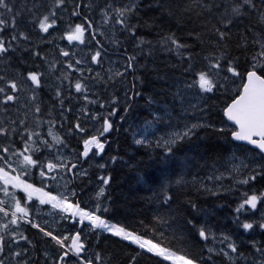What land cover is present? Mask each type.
Masks as SVG:
<instances>
[{
  "label": "snow or ice",
  "instance_id": "snow-or-ice-1",
  "mask_svg": "<svg viewBox=\"0 0 264 264\" xmlns=\"http://www.w3.org/2000/svg\"><path fill=\"white\" fill-rule=\"evenodd\" d=\"M147 6L152 7L151 4ZM141 7L142 0H104L102 6L93 0H73L70 15L80 22L68 23L61 38L88 47L85 41L87 33L98 47L95 51L89 47L86 58H75V53L60 48L59 56L63 58L66 69H58L57 64L61 62L56 59L49 61L39 46L33 45L32 34L52 36L58 22L63 20V13L69 11L68 0H20L19 6L13 0H0V63L6 65L0 71V112L5 114L0 118V264H36V258L31 253L36 251L37 242L20 230L22 222L38 229L45 242L52 246L40 253L44 264H105L101 252L88 254L85 228L93 234L99 229L131 241L147 253L162 258L161 264H209L213 255L222 257L224 264H264V240L252 238L245 247L242 237L238 240L231 234H217L207 223L197 224L194 219H188L187 225L205 242L208 256L205 259L203 254L190 250L183 230L177 232L170 223L172 188H183L189 183L181 173H169L160 180L158 202L163 211L154 216L153 225H145L151 236L138 234L126 225L111 223L104 218L103 213L109 211V206L101 199L105 194L104 187H99L95 192L93 207L82 204L79 197L86 194L83 190L79 193L67 187L55 193L52 190L53 185L69 173L73 176L87 175L86 171L78 170L79 156L90 158V152L97 156L105 149L106 141L101 137L113 129L109 117L117 113L115 105L119 104V98L112 94L110 100L105 99L99 90L94 89L102 85L103 91H107L109 85H114L117 80L125 81L130 74H133L134 81L139 79L134 75L138 55H143L146 48L150 56L157 46L166 52H174L181 64L187 65L183 68L185 80L182 87H177L173 94V101H179L183 114L187 115L188 108L199 107V104H192L189 100L188 108H183L189 94L202 100L209 94L221 92L226 97L222 108L227 118L224 123L232 140L247 142L259 149V153L248 162H245L247 157L241 159L233 152L232 159L239 160V163L232 164L228 176L239 186L264 180V0H184L183 3L174 0L168 5L164 0H159L156 7L169 17H187L191 21L194 15L199 21L200 30L193 29L187 33L201 46L202 51L197 56L203 64L199 68L194 63L193 44L182 40L175 31L162 32L155 43L136 35L140 26ZM95 16H99V19H95ZM246 19L255 21L260 30L257 31L253 23L245 25ZM133 20L137 22L133 23ZM21 22L29 28H22ZM241 25L242 28L239 27ZM106 28L112 30L113 37L117 29L134 37L137 51L129 53L125 49L121 68L113 69L110 66L95 71L91 65L102 66L107 55L97 39L98 36H106ZM234 28L237 29L235 48L245 51L252 48V54L245 58L243 67L239 57L232 55ZM46 42L52 44L53 40ZM111 42L119 45V41L114 38ZM25 44L27 47H22ZM17 52L21 53V57L30 52L33 58L47 64L52 75L60 72V75L55 76L58 83L54 87L53 103L47 112L38 102L37 94L42 87L44 73L39 70V65H34L26 72L14 68L12 54ZM20 63L25 64L26 61L21 58ZM74 73L79 75L74 76ZM73 99L85 103L74 109L71 104ZM154 102L149 97V106ZM89 105H98L101 110L108 107L110 110L107 115H102L100 111H90ZM13 108L17 113L14 118L10 114ZM70 116L74 118L72 122L69 121ZM150 116L151 119H145L140 138L135 139V143L162 149L161 163L165 165L164 172H169L168 165L176 159L183 144L205 125L197 121L169 127L172 112L167 110H153ZM120 119L124 120L125 117L121 116ZM89 120L101 121L93 134H89L85 126ZM65 122L70 125L67 135H77L82 139L83 151L75 159L70 152L65 154L64 150L68 148L66 137L56 130L58 124L63 128ZM160 126L164 130H159ZM225 130L219 129L220 132ZM133 135L135 137L136 134ZM150 135L155 137L154 142L149 138ZM93 148L96 151L93 152ZM111 159L115 161L117 157ZM99 167L103 169L105 164H99ZM37 175L39 184L35 182ZM222 176H209L208 179L219 180ZM100 180L103 185H108L110 176H102ZM193 182H196L195 178ZM200 187L212 192L202 182ZM37 201L40 205H51L53 209H58L62 220L71 221L70 228L74 231L58 233L35 222L32 209ZM188 204L193 210L197 208L191 200ZM234 213V222L243 233L254 234L257 230L264 233V189H250L241 193ZM85 221L88 223L85 224ZM21 241L26 246L21 245ZM135 259L133 256L132 260Z\"/></svg>",
  "mask_w": 264,
  "mask_h": 264
},
{
  "label": "trees",
  "instance_id": "trees-1",
  "mask_svg": "<svg viewBox=\"0 0 264 264\" xmlns=\"http://www.w3.org/2000/svg\"><path fill=\"white\" fill-rule=\"evenodd\" d=\"M173 2L174 0H164L166 5ZM178 2L183 3L184 0H178ZM157 3L159 0H142L140 26L136 35L155 43L162 32L175 31L182 40L193 44L194 63L197 68L201 67L203 61L197 56V53L202 51L201 46L187 35L188 31L193 29L200 30L199 21L194 15L191 21L187 17L183 19L169 17L156 7ZM149 4L152 7H148ZM71 8L72 5H68L67 20L58 22L57 29L65 30L68 23L80 22L78 19L74 21L73 17L70 19ZM145 21L148 23L145 24ZM136 22L133 20V23ZM249 23H253L257 31L260 30L259 26L255 25V21L247 19L244 21L245 25ZM21 27L29 28L24 22H21ZM239 27L242 28L243 26ZM236 31L237 29L234 28L232 55L239 57V62L243 67L245 58L252 54V48L249 47L247 51L235 48ZM51 38L54 37L51 36ZM34 39L33 45H38L39 50L48 56L49 61L60 59L59 51L53 44H43L37 35H34ZM126 40L128 43L125 42ZM119 43L122 52L125 49L129 53L137 51L134 47L137 40L127 33L121 32ZM22 47H27V45H22ZM12 57V63H20L21 58L26 63H43V61L33 58L30 52L24 53L22 57L20 52L13 53ZM186 66V64H181L174 52H166L158 46L150 56L147 54L146 48L143 55H138V65L134 75L139 79L134 81L133 74L130 77L131 83H135V88L132 89L131 87V89L134 93H139V95L133 93V101L130 104L135 116L129 110L127 124L119 128L117 136H111L109 145L104 150V154L108 158L104 175L110 176V180L104 197L109 206V211L103 215L111 223H120L126 225L129 230H135L138 234L151 236L150 230L145 228V225H153L154 216L159 211H163L158 202V196L161 192L160 180L169 173H181L189 183L183 188L176 186L172 188L171 228L177 232L183 230L190 250L197 254H203L206 259L208 253L205 242L200 240L195 230L187 225V220L194 219L197 224L207 223L217 234L224 232L234 235L238 240L242 237L245 247L247 241L252 238L264 240V233L257 230L254 234H245L237 228L234 222V209L239 203L241 193L250 191V189H264V180H257L255 184L239 186L228 176V170L232 164L239 163V160L234 161L232 159L231 154L233 152L241 159L247 157L245 162L250 161L259 152L232 140L224 123L226 118L222 108L226 97L221 92L209 94L202 100L189 94L185 99L183 108H188L189 100L192 104H199V107L197 109L188 108L186 116L183 114L179 101H173V94L177 87H182V82L185 80L183 68ZM17 67L22 68L19 65L14 68ZM39 70L41 71L42 68L39 67ZM51 95L52 93L48 94L47 98L53 103ZM149 97L155 101L151 106L147 103ZM153 110L172 112V123L169 127L182 126L186 122L197 121L205 125L197 129L196 135L190 141L183 144L177 152L176 159L168 165L169 172H164L165 165L161 163L162 149L135 143V139L140 138V129L143 127L145 119H151L150 113ZM70 121L72 122V118ZM221 128L226 130L220 132L219 129ZM159 130H164L163 126H160ZM134 133L136 134L135 137ZM149 138L154 142V136L150 135ZM113 156L117 157L115 161L111 159ZM257 160H259L258 156ZM221 174L223 176L219 180L208 179L209 176H221ZM193 178H195V183ZM88 180L89 178L83 179L85 186L88 185ZM201 182L216 194L213 195L212 192L205 191L200 187ZM189 200L197 205L195 210L189 206ZM29 230L34 235L36 234L35 231ZM210 245L211 241H209L208 246ZM88 248L92 252H101L105 264H161L162 261V258L147 253L135 244L111 234L96 233L90 235ZM37 249H39V243H37ZM42 250L33 253L38 257ZM133 256L136 257L134 261L132 260ZM164 264H170V262H164ZM209 264H224V261L222 257L213 255V260Z\"/></svg>",
  "mask_w": 264,
  "mask_h": 264
},
{
  "label": "rangeland",
  "instance_id": "rangeland-1",
  "mask_svg": "<svg viewBox=\"0 0 264 264\" xmlns=\"http://www.w3.org/2000/svg\"><path fill=\"white\" fill-rule=\"evenodd\" d=\"M101 1L102 0H93L94 3L100 4L102 6ZM16 4H20V0H18L16 2ZM70 19H73V18H70ZM95 19L98 20L99 17L98 16H95ZM66 20H67V17L65 16V13H63V20L62 21H66ZM74 20H76V19L74 18ZM105 31H106V36L105 37H99L98 36V38H99L100 41H102L104 44H106L111 50L115 51L114 50V47H116L117 45H113L112 42H111L113 38L115 39V36L113 37V33H112V30L111 29L106 28ZM85 41H86V44L90 48H93V42L91 41V38H89V36H88L87 33L85 34ZM125 42H127V40ZM84 47H85V45H81L79 43H74V44L70 45V52L79 51L81 49L80 50V54L78 55L77 58H86L88 56V54H89V49H86L85 50ZM106 53H107V55L104 56V60H103V63H102V67H98L95 64H92L91 67H93V69L95 71H101L102 69H107L110 66L113 69L121 68V66L123 65V58H121L120 56H118L116 54H110L109 52H106ZM130 87H132V83L130 84ZM105 93H106V91H105ZM110 98H111V96H110ZM122 102L123 101H119V104H117L115 106L117 107L119 105H122ZM125 103L127 104V101H125ZM123 108H125V107H122L121 109H123ZM95 122L96 121H91V120H89L87 122L89 124V126H90V129L93 130V129L96 128V126L94 125ZM117 129H118V120L115 123L114 131H113L112 135L117 136V133H118V130ZM93 133H95V131L91 132V134H93ZM64 152H65V154H68L69 153V151L66 150V149L64 150ZM73 155L74 154H72V157H73ZM74 156H76V155H74ZM100 156H101V153L99 155H97V156H91L90 158H85V160L88 163V165L90 163V165H92V166H96V165L99 166V164H102V163L106 165L107 164L106 161L100 162V160H99L100 159ZM73 159H75V158L73 157ZM98 168H100V167H98ZM78 170L79 171H86L87 172V175L86 176H88L89 173H90V167H78ZM98 171H100V170L99 169H96V168L93 169L92 173H95L96 172L99 175L93 174L94 175L93 178L90 179V183L93 185V187L91 189H97L96 192L99 190V187L106 188V185H103L102 182H101V180H100V177H102V175ZM70 175L71 174L69 173L67 176L63 177L62 179H60L59 181H57L56 184L53 185L52 190L54 191V193L56 191H63L65 189V187H68L69 180L70 181L72 180L71 177H70ZM86 176L76 175L75 178L76 179H78V178L81 179V178H85ZM0 195H2V194H0ZM95 199H96L95 195H94V198L93 199L86 198V200H85L86 203L85 204L88 207H93L94 206ZM101 199L104 200V196L101 197ZM32 215L33 216H36L37 218H39V221H41L44 225H45V221H47V224L49 226L54 225V223L57 224V225H59L60 223L63 222V220L61 219V214L59 213V210L58 209H53L51 207V205H40L38 201L36 202L35 206L32 209ZM87 223L88 222L85 221V224H87ZM60 226H61V224H60ZM52 227L53 228H56L58 230V232H60L59 231V229H60L59 226H56V227L55 226H52ZM72 231H74V229H72ZM88 231H90V230L88 229ZM22 242L23 241H21L20 243H22ZM21 245H23V244H21ZM89 254H91V253H89Z\"/></svg>",
  "mask_w": 264,
  "mask_h": 264
},
{
  "label": "flooded vegetation",
  "instance_id": "flooded-vegetation-1",
  "mask_svg": "<svg viewBox=\"0 0 264 264\" xmlns=\"http://www.w3.org/2000/svg\"><path fill=\"white\" fill-rule=\"evenodd\" d=\"M53 33H57V32L54 31ZM40 34H43V33H40ZM61 45H62V42L59 41V40H57V45H56V46L60 48ZM41 65L47 66L46 63L41 64ZM57 67H61L62 69H66V65H64L63 62L57 64ZM129 76H130V75H128V77H127V79H126L125 81H122V82H121V81L117 80L116 83H115L114 85H109L108 90L106 91V93H105V91H103V87H102V85H98V86H97V89H94V90H99V91L101 92V94L103 95V97H104L105 99H108V100H110V96H111L112 94H115V95L119 98V101H123V102H122V105L124 106V105H125V101H127L128 98H132V94L129 93L130 90H131V87H129L130 82H131ZM46 91H48V90H46ZM125 91H127V96H125ZM104 93H105V94H104ZM53 96H54V95H53ZM53 96H52V98H53ZM43 101H44L45 105H46L48 108H49V106L52 104V102H51L48 98L44 99ZM89 106H92V107H94L95 109H99V108H96V106H93V105H89ZM42 108H45V107L42 106ZM105 109H109V108L106 107ZM105 109H103V110H105ZM99 110H100V109H99ZM99 110H96V111H99ZM44 111H45V110H44ZM47 111H48V110H46L45 112H47ZM90 111H95V110H90ZM100 111H101V110H100ZM118 113H119V111H117V114H118ZM88 131H89V133L91 132V130H88ZM73 144H74V146L77 147V148H83V144H82V140H81V139H76V140L73 142ZM79 198H80V200L82 201V204H85V202H84V196H80ZM68 224L71 225V221H70V220H69V221L64 220L62 226L59 225V227H61L62 230H64L65 227L68 229V227H67ZM84 234H85V229H84Z\"/></svg>",
  "mask_w": 264,
  "mask_h": 264
},
{
  "label": "bare ground",
  "instance_id": "bare-ground-1",
  "mask_svg": "<svg viewBox=\"0 0 264 264\" xmlns=\"http://www.w3.org/2000/svg\"><path fill=\"white\" fill-rule=\"evenodd\" d=\"M130 84H131V82H130ZM129 87H130V85H129ZM129 93L133 95L134 91L131 89ZM125 109H127V112H129V110H130V112L133 113V116H135V115H134V112L132 111V109L130 108V106H128V107H125V108H123V109L118 110V111H119V113H118L119 118H120L121 116H123V113L125 112ZM136 113H137V112H136ZM114 139H115V138H114ZM113 147H114V145H113ZM40 262H41V264H43V261H42V260H40Z\"/></svg>",
  "mask_w": 264,
  "mask_h": 264
},
{
  "label": "water",
  "instance_id": "water-1",
  "mask_svg": "<svg viewBox=\"0 0 264 264\" xmlns=\"http://www.w3.org/2000/svg\"><path fill=\"white\" fill-rule=\"evenodd\" d=\"M237 142H240V143H245V144H247V142H243V141H237ZM251 147H253V148H255V146H253V145H250ZM255 149H257V148H255ZM257 150H259V149H257Z\"/></svg>",
  "mask_w": 264,
  "mask_h": 264
}]
</instances>
